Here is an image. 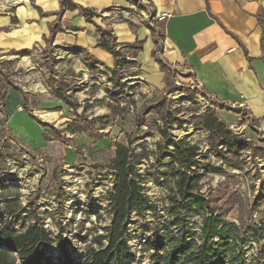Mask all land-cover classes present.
Instances as JSON below:
<instances>
[{
	"label": "rangeland",
	"instance_id": "rangeland-1",
	"mask_svg": "<svg viewBox=\"0 0 264 264\" xmlns=\"http://www.w3.org/2000/svg\"><path fill=\"white\" fill-rule=\"evenodd\" d=\"M129 2L130 12L146 13L142 2ZM146 20L153 23L150 27L153 50L165 79V88L158 95H148L139 79V70H132L130 62L135 53L124 52L127 67H119L117 73L113 72L114 66L106 68L90 59L86 60L90 65H85L88 73L77 71V68L84 69L81 60L74 61L72 66L73 58L67 60L68 54H55L48 49H36L26 56L0 54V86L9 85L10 91L31 96L32 105L41 99L62 101L65 96L64 119L51 121L49 126L55 131L48 132V142L41 135L42 142L47 143L44 150L14 152L4 135H0V182L5 188L0 192V200L12 202L11 217L3 214V220L17 232L24 231L34 219L38 220L50 235L51 243L45 253L52 264H63L66 259L72 264L82 263L87 250L106 244L103 237L111 222L108 193L113 186L109 162L117 143L131 150L135 172L142 178V194L155 208L154 212L144 211L142 215L134 212L127 222L130 252L148 264L147 255L140 257V245L154 234H161L169 221L165 209L167 191L172 184L166 164L171 154L167 150L158 151L164 142L161 135L164 130L174 140L185 139L197 144L199 164L222 166L223 175L204 169L199 174L203 191L217 198V206L226 212L228 221L264 226V155L256 149H264V120H251L244 110L231 109L229 113L226 106L220 113L218 102L203 88H197L195 78L186 68L161 59V24L150 18ZM12 105L14 93L8 98L7 108ZM154 105L158 108L150 109L144 125L137 128L141 110ZM34 111L38 118L41 113L54 112L59 117L54 108ZM206 111H219L224 123L237 115L234 121L239 120L235 124L231 121L229 129L235 134H244L254 146V151L243 152L241 169L223 164L218 151L208 149V134L195 126L196 118ZM103 116L105 120L96 121ZM67 126L76 133L65 131ZM79 127L86 131L77 132ZM62 140L72 143L66 145ZM252 246L249 257L258 249L257 244ZM16 263L21 264L18 259Z\"/></svg>",
	"mask_w": 264,
	"mask_h": 264
},
{
	"label": "crops",
	"instance_id": "crops-1",
	"mask_svg": "<svg viewBox=\"0 0 264 264\" xmlns=\"http://www.w3.org/2000/svg\"><path fill=\"white\" fill-rule=\"evenodd\" d=\"M69 1L75 6L74 10L63 9L61 0H0V54L21 51L31 54L36 49H48L55 54H68L70 58L66 59L73 58L72 66L74 61L81 60L84 69L77 68V71L88 73L85 66L90 65L88 59L112 68V56L98 47L96 27H99L111 34L116 49L126 54L135 53L130 64L132 70H139V79L148 95H158L164 90V75L152 57L151 22L142 19L140 11H136L137 15L127 8L129 1L135 0ZM137 2L148 4L144 7L152 16L167 14L160 23L164 62L186 68L202 84L206 94L228 107L229 113L231 109L244 110L251 120H264V0ZM84 11L89 12L90 17H86ZM52 30L54 34L48 41ZM12 93L14 107L8 109ZM24 97L23 104L30 113L22 109L20 93L8 89L5 105L0 110V135H4L14 152L19 151L16 145L20 143L23 144L21 150H44L47 143L42 142L41 135L48 136L49 128L41 129L29 114L49 126L51 121L64 119L67 107L62 104L64 101L46 99L32 105L31 96L24 94ZM49 108L58 110L61 118L54 112L49 113L53 120H40L43 113L38 118L34 111ZM235 117L237 115L231 119L233 124L239 120L235 122ZM231 121L225 124L229 126Z\"/></svg>",
	"mask_w": 264,
	"mask_h": 264
},
{
	"label": "trees",
	"instance_id": "trees-1",
	"mask_svg": "<svg viewBox=\"0 0 264 264\" xmlns=\"http://www.w3.org/2000/svg\"><path fill=\"white\" fill-rule=\"evenodd\" d=\"M60 6L68 10L75 9L69 0H61ZM84 14L90 17L89 12L84 11ZM96 32L99 35L98 47L113 58V72L117 73L119 67H127L124 59L125 51L116 49V44H112L114 38L111 34L99 27H96ZM53 34L52 30L48 41H51ZM105 36L109 39L107 40ZM262 49L264 50L263 38ZM9 54L26 56L27 52ZM155 56L153 50L152 57L162 71L161 63ZM8 88L9 85L0 86L1 106L5 105ZM19 93L22 109L30 113L31 111L23 104L24 94ZM61 100L66 103L64 95ZM152 107L141 110L136 122L137 128L144 125V117L150 109L158 108L157 105ZM218 108L220 111L225 110L220 104ZM29 115L42 128H49L48 132L55 131L48 124L41 123L36 117ZM105 119L106 116H103L96 121ZM195 126L208 134V149L217 150L223 164L241 169L244 163L241 158L243 152L254 148L251 139L244 134L238 135L232 132L216 111H206L202 116H198ZM65 131L76 133L71 126H67ZM85 131L84 127H79L77 130L79 133ZM161 135L164 142L162 146H158V151L167 150L171 154L166 164V168L171 172L172 184L167 191L165 209L169 221L161 234H154L153 238L146 239L140 245V257L147 255L148 264H264V243H262L264 226H251L241 221L237 225L228 221L226 212H223L219 205L217 206V198L210 192L203 191L200 170L223 175L222 166L214 168L208 164H199L197 158L200 155V148L197 144H190L185 139L174 140L165 130L161 131ZM43 138L49 141L46 134ZM63 143L70 145L72 141L66 140ZM256 149L260 155H264L263 148ZM131 159L129 147L117 143L114 156L109 162V169L113 174V186L108 193L111 222L103 237L106 244L97 249L87 250L84 261L79 264H144L130 252L126 239L127 222L132 213L142 215L144 211L154 212L155 208L142 194V178L136 174ZM4 189V184L0 182V192ZM11 204L12 202L8 200H0V264H17L16 259L21 264H52L45 253L46 247L51 243L50 235L38 220L34 219L21 232H17L11 224H5L3 214L11 217ZM252 243L257 244L258 249L254 256L249 257L248 254L253 249ZM63 264H72V262L66 259Z\"/></svg>",
	"mask_w": 264,
	"mask_h": 264
},
{
	"label": "built area",
	"instance_id": "built-area-1",
	"mask_svg": "<svg viewBox=\"0 0 264 264\" xmlns=\"http://www.w3.org/2000/svg\"><path fill=\"white\" fill-rule=\"evenodd\" d=\"M143 4H145V5H148V4H146V3H143ZM144 5V6H145ZM148 14V15H147ZM142 15H143V17H144V20H146L147 18H150V20H152L153 22H156V23H161V22H163L165 19H166V17H167V14H165V13H160V14H158V15H151V13H142ZM146 15H147V18H146ZM150 16V17H149ZM146 21H148V20H146ZM150 25H152V22L150 23ZM195 82H196V85H197V88H203V86H202V84L198 81V80H195ZM211 98V97H210ZM19 110H21V108H19ZM232 128V127H231ZM16 147H17V150H21L22 149V146L21 145H16Z\"/></svg>",
	"mask_w": 264,
	"mask_h": 264
},
{
	"label": "bare ground",
	"instance_id": "bare-ground-1",
	"mask_svg": "<svg viewBox=\"0 0 264 264\" xmlns=\"http://www.w3.org/2000/svg\"><path fill=\"white\" fill-rule=\"evenodd\" d=\"M41 117L44 118V119L53 120V115H51L49 113L41 114Z\"/></svg>",
	"mask_w": 264,
	"mask_h": 264
}]
</instances>
